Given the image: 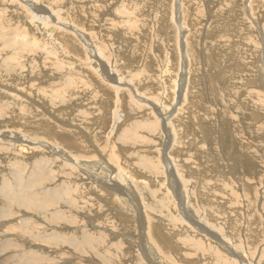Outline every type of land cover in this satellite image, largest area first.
Segmentation results:
<instances>
[{
    "label": "rangeland",
    "instance_id": "rangeland-1",
    "mask_svg": "<svg viewBox=\"0 0 264 264\" xmlns=\"http://www.w3.org/2000/svg\"><path fill=\"white\" fill-rule=\"evenodd\" d=\"M250 1L0 0V136L26 139H1L0 194L35 178L26 194L50 201L0 221V243L29 232L43 264H264V0Z\"/></svg>",
    "mask_w": 264,
    "mask_h": 264
},
{
    "label": "bare ground",
    "instance_id": "bare-ground-1",
    "mask_svg": "<svg viewBox=\"0 0 264 264\" xmlns=\"http://www.w3.org/2000/svg\"><path fill=\"white\" fill-rule=\"evenodd\" d=\"M134 1V0H133ZM252 1V0H251ZM250 1V2H251ZM253 2V1H252ZM254 4V3H253ZM251 6V5H250ZM174 7V6H173ZM181 7V6H180ZM228 7V6H227ZM177 8V7H176ZM251 8H253V5H252V7ZM251 8L249 9L250 10V12H251ZM174 9V8H173ZM179 9V8H178ZM262 9V8H261ZM254 11V8H253V10H252V12ZM263 11V10H262ZM247 12V11H246ZM252 17V16H251ZM254 17V16H253ZM263 17V16H262ZM250 18V17H249ZM255 18V17H254ZM264 18V17H263ZM253 20V19H252ZM229 21V20H228ZM254 21V20H253ZM260 21V20H259ZM263 22V21H262ZM257 24V23H256ZM56 27V26H55ZM262 27V26H261ZM260 27V28H261ZM210 30H211V28H210ZM52 31V33H54V34H56L57 33V29L56 28H54L53 27V29L51 30ZM59 31V30H58ZM264 31V30H263ZM195 32V31H194ZM261 32V31H260ZM185 35V34H184ZM183 35V36H184ZM227 36V35H226ZM229 36V35H228ZM227 36V37H228ZM185 37H186V35H185ZM191 37V36H190ZM186 40H188V39H186ZM220 40V39H219ZM223 40V39H222ZM217 41V40H216ZM224 41V40H223ZM179 42V41H178ZM197 42V41H196ZM201 42V41H200ZM227 42V41H226ZM226 42H225V44H226ZM186 43V42H185ZM222 43V42H221ZM211 45V44H210ZM187 47L184 49V48H182V55L184 56V54H185V56L187 57H189V53H191L189 50H192L191 48H190V46H188V45H186ZM195 46V45H194ZM181 47H183V45H181ZM196 49V48H195ZM185 51V52H184ZM189 52V53H188ZM224 52V51H223ZM195 54V53H194ZM191 55H193V54H191ZM190 55V56H191ZM206 56V55H205ZM218 56H219V54H218ZM222 56V55H221ZM190 58V57H189ZM214 58V57H213ZM230 58V57H229ZM194 59V58H193ZM215 59V58H214ZM186 60V59H185ZM204 60V59H203ZM228 60V59H227ZM206 61H207V59H206ZM222 61H223V59H222ZM221 61V62H222ZM174 62V61H173ZM198 62V61H197ZM218 62V61H217ZM225 62V61H224ZM228 63L230 62V61H227ZM226 62V63H227ZM93 63H95L96 64V66H100V62L98 61V60H94V62ZM220 63V62H219ZM197 64V63H196ZM223 64V63H222ZM222 64H220V65H222ZM173 65V64H172ZM189 65V64H188ZM191 65V64H190ZM189 65V66H190ZM198 65V64H197ZM197 65H196V67H197ZM204 65V64H203ZM227 65V64H226ZM188 66V67H189ZM208 66V65H207ZM222 66H224V65H222ZM4 67V66H3ZM187 67V66H186ZM195 67V68H196ZM199 67V66H198ZM197 67V68H198ZM201 67V66H200ZM236 67V66H235ZM243 67V66H242ZM192 68V67H191ZM202 68V67H201ZM206 68H208V67H206ZM205 68V69H206ZM212 68V67H211ZM216 68V67H215ZM220 68V67H219ZM177 69V68H176ZM221 69V68H220ZM226 69H228L227 68V66H226ZM230 69V68H229ZM257 69V68H256ZM171 70V69H170ZM198 70V69H197ZM225 70V69H224ZM223 70V71H224ZM232 70V69H231ZM259 70V69H258ZM257 70V71H258ZM1 72H3V70L1 69L0 70ZM174 71V70H173ZM179 71V70H178ZM188 71V70H187ZM190 71V70H189ZM192 71H193V69H192ZM191 71V72H192ZM199 71V70H198ZM227 71V70H226ZM225 71V72H226ZM235 71V70H234ZM238 71V70H237ZM240 71V70H239ZM250 71V70H249ZM253 71V70H252ZM171 72V71H170ZM175 72V71H174ZM202 72V71H201ZM210 72H212V70H210ZM216 73H217V71H215ZM244 72H246V71H244ZM255 72V71H254ZM169 73V72H168ZM172 73V72H171ZM177 73V72H176ZM193 73H194V71H193ZM198 73V72H197ZM206 73H207V71H206ZM223 73V72H222ZM234 73V72H233ZM238 73V72H237ZM249 73H251V72H249ZM257 73V72H256ZM255 73V74H256ZM261 73V72H260ZM259 73V74H260ZM170 74V73H169ZM192 74V73H191ZM208 74V73H207ZM3 75V74H2ZM177 75H178V73H177ZM190 75V74H189ZM189 75H187V76H189ZM200 75L202 76V74L200 73ZM214 75V72H213V74L211 75V76H213ZM217 75V74H216ZM215 75V77H217ZM222 75V74H221ZM229 75V74H228ZM241 75V74H240ZM252 75V74H251ZM261 75V74H260ZM172 76H175V74L174 75H172ZM191 76V75H190ZM195 76H196V74H195ZM205 76V75H204ZM218 76H220V75H218ZM170 77V76H169ZM176 77V76H175ZM231 77V76H230ZM249 77V76H248ZM197 78H198V76H197ZM197 78H194V80L195 79H197ZM223 78V77H222ZM225 78V77H224ZM257 78V77H256ZM256 78H255V80H256ZM173 79H175V81H176V78H174L173 77ZM178 79V78H177ZM182 79V78H181ZM203 79V78H202ZM214 79V78H213ZM217 79V78H216ZM215 79V80H216ZM228 79V78H227ZM254 79V78H253ZM258 79V78H257ZM124 80V79H123ZM179 80V79H178ZM193 80V79H192ZM191 80V81H192ZM204 80H207V79H204ZM223 80V79H222ZM249 80V79H248ZM127 81H129V80H127ZM217 81V80H216ZM131 82H132V80H131ZM134 82V81H133ZM171 82V81H170ZM201 82H202V80H201ZM204 82V81H203ZM202 82V83H203ZM229 82V81H228ZM260 82V81H259ZM136 83V82H135ZM182 83V82H181ZM192 83H194V82H192ZM196 83V82H195ZM210 84H211V82H209ZM121 84V83H120ZM128 84H130V83H128ZM176 85H178L177 83H175ZM189 84V83H188ZM207 84H208V82H207ZM247 84H249V83H247ZM250 84L251 85H255V82H252V81H250ZM136 85V84H135ZM191 85V84H190ZM194 85V84H193ZM196 85V84H195ZM197 85H199V88H200V86H201V83L199 84H197ZM223 85V84H222ZM170 86V85H169ZM168 86V87H169ZM180 86V85H179ZM219 86V85H218ZM262 86V84L260 83V85H259V87H261ZM194 87V86H193ZM193 87H190V88H193ZM217 87V86H216ZM255 87V86H254ZM258 87V86H257ZM5 88V87H4ZM176 88V87H175ZM188 88V87H187ZM196 88V87H195ZM204 88V87H203ZM220 88V87H219ZM262 88V87H261ZM7 89V88H6ZM164 89V88H163ZM170 89V88H169ZM168 89V90H169ZM198 89V88H197ZM221 89V88H220ZM259 89V88H258ZM167 90V91H168ZM190 90V89H189ZM192 90V89H191ZM202 90V89H201ZM210 90H211V88H210ZM166 91V90H165ZM166 91V92H167ZM186 91V90H185ZM205 91V90H204ZM219 91V90H218ZM154 93H155V91H153ZM176 92V91H175ZM197 92V91H196ZM199 92H201V91H199ZM231 92V91H230ZM124 93H125V91L123 92V93H119V92H115V94H116V96L117 97H119L121 100H125V97H124ZM161 93V92H160ZM169 92H167V94H168ZM181 93V94H180ZM189 93H191V92H189ZM202 93V92H201ZM212 93V92H211ZM225 93V92H224ZM162 94V93H161ZM185 95L184 96H186V92L184 93ZM197 94H198V92H197ZM264 94V93H263ZM189 95V94H188ZM195 95H196V93H195ZM217 95H218V93H217ZM216 95V96H217ZM222 95V94H221ZM172 98H174V96H173V94H171L170 95ZM177 96V95H176ZM180 96H182V92H180V89H179V95L177 96V97H180ZM212 96H213V94H212ZM227 96V95H226ZM229 96H231V95H229ZM149 97V96H148ZM194 97V96H193ZM198 97V95L196 96V98ZM222 98H223V96H221ZM195 98V97H194ZM200 98H202V97H200ZM213 98H214V96H213ZM213 98H211V99H213ZM227 98V97H226ZM261 98H262V96H261ZM182 99V98H181ZM181 99H177V104H181L180 105V107L176 110V111H178V110H180L181 109V107L183 106V101L182 102H180V100ZM193 99V98H192ZM220 99V98H219ZM231 99V98H230ZM176 100V98L174 99V101ZM200 100V99H199ZM203 100V99H202ZM218 100V99H217ZM259 100H260V98H259ZM263 100V102H264V98L262 99ZM173 101V102H174ZM193 101V100H192ZM198 101V100H197ZM219 101V100H218ZM225 101V100H224ZM223 101V102H224ZM171 102V101H170ZM195 102H196V100H195ZM214 102V101H213ZM229 102V101H228ZM232 102V101H231ZM185 103V102H184ZM200 104H202V102H199ZM262 103V102H261ZM12 104V103H11ZM172 104V103H171ZM218 104V103H217ZM221 104V103H220ZM224 104V103H223ZM233 104V103H232ZM235 104V103H234ZM167 105H168V103H167ZM173 105V104H172ZM171 105V106H172ZM176 105V104H175ZM226 105H228V104H225V106ZM116 106H117V110H118V116L117 115H114V118H116V120H115V123H114V127L115 126H117V125H119L120 124V121H121V119L123 118V117H125V116H127V114H125L124 115V113L126 112H124V110L122 109V108H125L123 105H122V103H116ZM170 106V105H169ZM170 106V107H171ZM178 106V105H177ZM187 106H189V105H186V107ZM262 106H263V104H262ZM261 106V107H262ZM189 107H192V104H191V106H189ZM204 107V106H203ZM219 108V107H218ZM236 108V107H235ZM125 109H127V108H125ZM168 108H167V106L165 107V110H167ZM196 109V108H195ZM200 109V108H199ZM188 110H190V109H188ZM202 110V109H201ZM218 110V109H217ZM235 110H237V109H235ZM171 111L174 113L175 112V110L173 109V108H171ZM127 112H130V111H127ZM239 112V111H238ZM172 113V114H173ZM177 113V112H176ZM179 113V112H178ZM236 113V112H235ZM241 112H239V114H240ZM123 114V115H122ZM153 114V113H152ZM189 114H190V112H189ZM242 114V113H241ZM252 114V113H251ZM251 114H250V116H251ZM254 114V113H253ZM264 114V113H263ZM262 113H260L259 115H263ZM258 115V116H259ZM177 116V115H176ZM175 116V117H176ZM181 116V115H180ZM179 116V117H180ZM256 116V115H255ZM178 117V118H179ZM183 117H184V115H183ZM182 117V118H183ZM260 117V116H259ZM186 118V117H185ZM252 118V117H251ZM262 118H263V116H262ZM243 119V118H242ZM249 119V118H248ZM254 119V118H253ZM181 120V119H180ZM244 120V119H243ZM172 119L170 120V123L172 124ZM188 122V121H187ZM224 122V121H223ZM200 123V122H199ZM189 124V123H188ZM224 124V123H223ZM257 124V123H256ZM173 125V124H172ZM179 125H181L180 123H179ZM192 125V124H191ZM191 125H189V126H191ZM171 126V125H170ZM174 126V125H173ZM188 126V125H187ZM222 126V125H221ZM113 127V129H112V132L113 131H116L117 130V128L115 127L114 128ZM174 127H176V126H174ZM257 127V126H256ZM259 127V126H258ZM257 127V128H258ZM173 128V127H172ZM185 128H187V127H185ZM201 128V127H200ZM203 128V127H202ZM223 128V127H222ZM162 129V128H161ZM164 129V128H163ZM168 129V128H167ZM180 129V128H179ZM227 129V128H226ZM252 129V128H251ZM169 130V129H168ZM199 130V129H198ZM205 130H207V129H204V134L206 133V131ZM256 130V129H255ZM16 131V130H15ZM14 130H13V136L12 137H9V136H5V137H1L0 136V142H2L1 141V139H3V140H5L6 139V137L7 138H9L10 139V142H7V143H10L11 144V142H13V143H15V146H16V143H23V142H25L26 141V139H25V137L22 135V133L21 134H16V132H15ZM156 131V130H155ZM154 131V133H156ZM160 131V130H159ZM209 131V130H208ZM226 131H228V130H226ZM158 132V131H157ZM178 132H182V130L181 131H178ZM177 132V133H178ZM199 132V131H198ZM211 132H213L212 130H211ZM225 132V131H224ZM233 132V131H232ZM262 132V131H261ZM18 133V132H17ZM20 133V132H19ZM186 133V132H185ZM187 133H188V131H187ZM189 133H190V130H189ZM195 133V132H194ZM209 133V132H208ZM260 133V132H259ZM264 133V132H263ZM172 134V133H171ZM184 134V133H183ZM192 134V133H191ZM228 134H229V132H228ZM155 135V134H154ZM189 135V134H188ZM200 135V134H199ZM202 135V134H201ZM206 135H207V133H206ZM209 135V134H208ZM211 135V134H210ZM223 135H225V133L223 134ZM259 135H261V134H259ZM259 135H258V137H259ZM161 136H162V134H161ZM184 135H182V137H183ZM197 136V135H196ZM195 136V137H196ZM256 136V135H255ZM109 137L111 138V141H113V142H116V140L114 139V136H112V135H110L109 134ZM171 137V136H170ZM175 137V136H174ZM178 137V136H177ZM176 137V138H177ZM180 137V136H179ZM199 137V136H198ZM197 137V138H198ZM206 137V136H205ZM212 137V136H211ZM221 137V136H220ZM224 137H226V136H224ZM223 137V138H224ZM187 138H188V136H187ZM187 138L186 139H184V137H183V139H184V141H183V143H185V141L187 140ZM200 138V137H199ZM207 138V137H206ZM257 138V137H256ZM256 138H254V139H256ZM175 139V138H174ZM182 139V138H181ZM180 139V140H181ZM202 139V138H201ZM212 139V138H211ZM258 139H260V138H258ZM147 140V139H146ZM153 140V139H152ZM192 140V139H191ZM223 140V139H222ZM7 141V140H6ZM173 141V140H172ZM206 141V140H205ZM217 141V140H216ZM258 141V140H257ZM177 142V141H176ZM181 142V141H180ZM189 142H191V141H189ZM211 142V141H210ZM236 142V141H235ZM238 142V141H237ZM260 142V141H259ZM169 143V142H168ZM193 143H196V141L194 140L193 141ZM192 143V144H193ZM204 143V142H203ZM207 143V142H206ZM232 143V142H231ZM234 143V142H233ZM10 144H8V145H10ZM172 144V143H171ZM170 144V145H171ZM176 144V143H175ZM179 144V143H178ZM187 144V143H186ZM190 144V143H189ZM200 144V143H199ZM205 144V143H204ZM210 144V143H209ZM251 144V143H250ZM11 145H13V144H11ZM196 145H198V144H196ZM207 145V144H206ZM205 145V146H206ZM252 145V144H251ZM255 145H257V144H255ZM139 146V145H138ZM137 146V147H138ZM182 146V145H181ZM194 146V145H193ZM200 146H202L201 144H200ZM205 146H203V147H205ZM217 146V145H216ZM237 146V145H236ZM239 146V145H238ZM237 146V147H238ZM254 146V145H253ZM252 146V147H253ZM7 147V146H6ZM141 147V146H140ZM185 147V146H184ZM212 147V146H211ZM249 147V146H248ZM255 147V146H254ZM188 147H186V149H187ZM194 148V147H193ZM200 148V147H199ZM223 148V147H222ZM229 148V150H230V146L228 147ZM227 148V149H228ZM256 148V147H255ZM257 148H258V146H257ZM262 148H263V145H262ZM261 148V149H262ZM1 149H3V146L1 147ZM139 149V148H138ZM143 149H144V147H143ZM142 148H141V150H143ZM173 149V148H172ZM179 149V148H178ZM185 149V150H186ZM197 149V148H196ZM206 149H207V147H206ZM243 149V148H242ZM260 149V150H261ZM145 150V149H144ZM184 150V151H185ZM258 150H259V148H258ZM209 151V150H208ZM221 151V150H220ZM232 151V150H231ZM212 152V151H211ZM243 152V151H242ZM241 152V153H242ZM57 153H59V154H61V152H58L57 151ZM173 153V152H172ZM204 153V152H203ZM206 153V152H205ZM209 153V152H208ZM212 153H214V152H212ZM237 153V152H236ZM239 153V152H238ZM226 155H227V152L225 153ZM253 154H254V152H253ZM141 155V154H140ZM173 155V154H172ZM176 155V154H175ZM174 155V156H175ZM233 155V154H232ZM242 155H243V153H242ZM61 156H64V155H62L61 154ZM145 156H146V154H145ZM177 156V155H176ZM211 156V155H210ZM215 156V155H214ZM213 156V157H214ZM228 156V155H227ZM226 156V157H227ZM230 156V155H229ZM244 156V155H243ZM264 156V155H263ZM144 157V156H143ZM169 157V156H168ZM167 157V158H168ZM231 157V156H230ZM239 157V156H238ZM237 157V158H238ZM254 157V156H253ZM178 158H179V156H178ZM241 158V157H240ZM150 159V158H149ZM148 159V160H149ZM156 159V158H155ZM183 159V158H182ZM232 159V158H231ZM151 160V159H150ZM184 160V159H183ZM211 160V159H210ZM164 161V160H163ZM165 161H166V159H165ZM177 161H179V160H177ZM216 161H218V160H216ZM133 162V161H132ZM131 162V163H132ZM150 162V161H149ZM197 162V161H196ZM249 162L250 161H248V164H249ZM134 163V162H133ZM133 163H132V165H133ZM153 163V162H152ZM156 163H157V161H156ZM200 163V162H199ZM218 163V162H217ZM251 163V162H250ZM127 164V163H126ZM149 164V163H148ZM216 164V163H215ZM226 164V163H225ZM236 164V163H235ZM234 164V165H235ZM239 164V163H238ZM124 165V164H123ZM185 165V164H184ZM184 165H182V166H184ZM250 165V164H249ZM119 166V165H118ZM146 166H148V165H146ZM150 166V165H149ZM163 166V165H162ZM216 166V165H215ZM248 166V165H247ZM128 167V166H127ZM152 167H153V165H152ZM155 167H157L156 165H155ZM180 167V166H179ZM185 167V166H184ZM214 167V166H213ZM212 167V168H213ZM235 168H237V170H238V167H236V166H234ZM243 167V166H242ZM246 167V166H245ZM49 167L48 166H46V167H44V170H46V169H48ZM144 168V167H143ZM165 168V167H164ZM164 168H163V171H164ZM215 168V167H214ZM247 168H249V166L247 167ZM158 169H162L161 168V165L159 164V167H158ZM216 169V168H215ZM221 169V168H220ZM113 170V169H112ZM111 170V171H112ZM201 170V169H200ZM205 170V169H204ZM214 170V169H213ZM212 170V171H213ZM239 170H240V168H239ZM243 170V169H242ZM249 170V169H248ZM212 171H210V172H212ZM220 171V170H219ZM234 171H235V169H234ZM247 171V170H246ZM113 172V171H112ZM216 172H217V170H216ZM223 172V171H222ZM241 172V171H240ZM239 172V173H240ZM134 173H135V171H134ZM163 173V172H162ZM214 173H215V171H214ZM241 173H243V172H241ZM254 173V172H253ZM164 174V173H163ZM217 174V173H216ZM246 174V173H245ZM245 174H244V176H245ZM248 174V173H247ZM250 174V173H249ZM219 175V174H218ZM225 175V174H224ZM239 175H241V174H239ZM243 175V174H242ZM136 176H137V174H136ZM215 176V175H214ZM249 176V175H248ZM242 177V176H241ZM123 178V177H122ZM221 178V177H220ZM238 178V177H237ZM243 178V177H242ZM251 178V177H250ZM210 180L209 181H211V178H209ZM218 179V178H217ZM222 179V178H221ZM248 179V178H247ZM246 178H245V180L246 181H248ZM242 180V179H241ZM262 180V179H261ZM37 179H35V178H31V179H28V180H20V182L17 184V183H15V182H12V181H6L5 183H4V186H3V190H2V193L4 194V196H2V194H0V200L2 201H4V202H1L0 201V215H3L2 217H0V221H5L4 219H6V220H8V219H14L15 218V212H16V210H17V208H21V209H24V210H28V209H31V210H35L34 208H32V204H34V207L36 208V209H42V208H45L46 206H48L47 204L48 203H50V201H48V200H45V201H42V202H40V203H38L37 201H36V199L34 198V197H32L30 194H26L27 193V190L26 189H24L25 188V185H26V183L27 182H29L30 184H31V186H35L36 185V183H37ZM215 182H213V184L214 183H217V181L216 180H214ZM4 182V181H3ZM243 182H244V180H243ZM249 182V181H248ZM6 183H7V185H6ZM244 183H247V182H244ZM257 183V182H256ZM126 184V183H125ZM124 184V185H125ZM210 185H211V188L214 190V189H216L217 187H216V185H212L211 183H210ZM239 185V184H238ZM246 185V184H245ZM253 185V184H252ZM252 185H251V188H253L252 187ZM258 185V184H257ZM218 186H219V188H223V187H220V185L218 184ZM248 186H250V185H248ZM121 187V186H120ZM126 187V186H125ZM238 187V186H237ZM127 188V187H126ZM230 188V187H229ZM235 188V187H234ZM263 188V187H262ZM261 188V189H262ZM224 189V190H223ZM222 190L223 191H225V188H223ZM227 189V188H226ZM248 189V188H247ZM66 190V189H65ZM217 190V189H216ZM222 190H220V191H222ZM238 190H239V188H238ZM242 190V189H241ZM128 191V190H127ZM227 191V190H226ZM234 191V189L232 190V192ZM246 191V190H245ZM249 191V190H248ZM253 190H251L250 192H252ZM66 192V191H65ZM197 192H200V190L199 189H197ZM218 192H219V190H218ZM229 192V191H228ZM241 192V191H240ZM263 192V191H262ZM222 193V192H221ZM224 193V192H223ZM236 193V192H235ZM253 193V192H252ZM251 193V194H252ZM260 193V192H259ZM36 194V193H35ZM250 194V195H251ZM226 195V194H225ZM225 195H224V197H225ZM238 196V195H237ZM240 196V195H239ZM238 196V197H239ZM242 196V195H241ZM244 196V195H243ZM248 196V195H247ZM259 196V195H258ZM236 197V196H235ZM253 197H254V195H253ZM252 197V198H253ZM251 198V199H252ZM256 198V197H255ZM224 199V198H223ZM226 199V198H225ZM229 199H232V198H229ZM228 199V200H229ZM239 200L240 199H242V198H238ZM244 199H246V198H244ZM256 199H258V198H256ZM262 199V198H261ZM32 200H35L34 202H32ZM140 200V199H139ZM138 200V201H139ZM219 200H220V198H219ZM227 200V201H228ZM144 201V200H143ZM242 201V200H241ZM134 202H135V197L134 198H131L130 199V201H129V205H131V206H133V204H134ZM220 202V201H219ZM253 203L254 201H251L250 200V202H249V204L250 203ZM14 203V204H13ZM230 203V202H229ZM257 203H259L258 201H257ZM223 204H224V202H223ZM234 204V203H233ZM237 204V203H236ZM240 204H241V202H240ZM226 205V204H225ZM238 205V204H237ZM245 205V204H244ZM248 204L246 203V206H247ZM253 205H255V204H253ZM221 206V205H220ZM242 206V205H241ZM221 207H223V205L221 206ZM233 208V207H232ZM241 208V207H240ZM240 208H239V210H240ZM246 208H248V207H246ZM245 208V209H246ZM244 209V208H243ZM245 209H244V211H245ZM247 210V209H246ZM249 210V209H248ZM252 210V209H251ZM188 211V210H187ZM235 211L236 212H238V209H235ZM240 212H241V210H240ZM189 213V212H188ZM239 213V212H238ZM246 213H248V211L246 212ZM253 213V212H252ZM209 214V213H208ZM241 214V213H240ZM249 214V213H248ZM251 214V213H250ZM241 215H243V214H241ZM247 215V214H246ZM205 217V216H204ZM243 217H244V215H243ZM192 219L193 220H195V218L194 217H192ZM253 219V218H252ZM251 220V219H250ZM13 221V220H12ZM11 221V222H12ZM249 221V220H248ZM250 222V221H249ZM248 222V223H249ZM3 225V224H2ZM7 225V224H6ZM10 225V224H9ZM1 226V225H0ZM8 226V225H7ZM250 226V225H249ZM4 227H5V225H4ZM1 228V227H0ZM250 228V227H249ZM252 230H255V229H253V227L252 228H250V232L252 231ZM139 231V230H138ZM2 232V231H1ZM0 234H2V233H0ZM9 234H11V233H9ZM6 235V234H5ZM4 235V236H5ZM248 235H249V232H248ZM260 235V234H259ZM8 236V235H7ZM7 236H5L4 237V239H6V240H3L1 243H0V248H2V251H4V253L5 252H7L8 250H11L10 248H11V246H13V248L12 249H16L14 252H11V253H8V256H9V263L8 264H43L44 263V257L46 256L45 255V252H41V251H37L36 249H35V247L33 246V244L31 243V234L29 233V232H21V234L19 235V239H20V242L21 243H19L18 241H16V240H12L13 238H17V236H15V235H13V236H11L10 237V239L9 238H7ZM257 237H258V235H257V233L256 234H253V235H250V237H249V240H250V243H254L253 242V240L255 239V241H256V239H257ZM251 238L253 239V240H251ZM261 238V237H260ZM26 242H30L29 244H30V246H32L34 249H32V248H30L29 246H27L26 245ZM61 243L66 247V245L68 244V240L65 238V239H63L62 241H61ZM145 244V243H144ZM238 245V244H237ZM236 245V246H237ZM251 247V246H250ZM256 247V246H255ZM4 248V249H3ZM252 248V247H251ZM144 249H146V246L144 245ZM257 249V248H256ZM255 250V249H254ZM2 251H0V253L2 252ZM252 251H253V249H252ZM152 252H153V250H152ZM154 253V252H153ZM2 254H3V252L0 254V258H1V256H2ZM44 254V255H43ZM145 254H147L146 256H147V258H149L150 259V255H151V249H150V254H148V252L146 251L145 252ZM236 254H238V253H236ZM156 255H158L157 253H155V256L153 255H151V257H154V258H156L157 259V262H158V264H160L161 262H162V258L161 257H157ZM240 255V254H239ZM7 256V257H8ZM17 259V262L15 263V261L13 262V260L12 259ZM159 258V259H158ZM241 258H243V257H241ZM63 259H68V257L67 256H64L63 257ZM4 260V259H3ZM262 260V259H261ZM50 261H51V264H53L54 263V261L53 260H51L50 259ZM152 262V261H151ZM153 262L154 263H156V261H154L153 260ZM152 262V263H153ZM261 262V261H260ZM3 262L0 260V264H2ZM263 263V262H262ZM238 264V263H237Z\"/></svg>",
    "mask_w": 264,
    "mask_h": 264
}]
</instances>
